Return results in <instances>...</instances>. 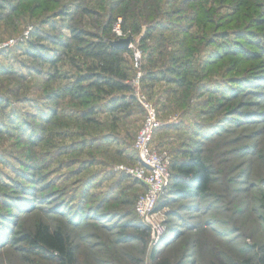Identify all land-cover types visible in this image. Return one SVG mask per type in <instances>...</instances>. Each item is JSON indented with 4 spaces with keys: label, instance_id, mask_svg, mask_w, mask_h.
I'll use <instances>...</instances> for the list:
<instances>
[{
    "label": "rangeland",
    "instance_id": "374dc122",
    "mask_svg": "<svg viewBox=\"0 0 264 264\" xmlns=\"http://www.w3.org/2000/svg\"><path fill=\"white\" fill-rule=\"evenodd\" d=\"M72 29L130 38L132 92L110 95L127 109L65 91L91 62ZM142 97L160 122L152 148L209 171L204 192L165 191L154 234L135 213L144 186L119 169L138 164ZM40 224L64 234L74 264L252 258L264 244V0H0V264H58L26 250Z\"/></svg>",
    "mask_w": 264,
    "mask_h": 264
},
{
    "label": "trees",
    "instance_id": "16d2710c",
    "mask_svg": "<svg viewBox=\"0 0 264 264\" xmlns=\"http://www.w3.org/2000/svg\"><path fill=\"white\" fill-rule=\"evenodd\" d=\"M82 33L85 34V32L72 29L71 37L78 43H82L78 46L77 51L91 62L87 66L85 74L78 77L77 84L68 89L66 88L65 91L81 96L88 95L89 89L92 88L103 95L108 94L107 110L123 111L127 109L129 103L125 100L124 95L115 98L110 95L116 92H132L129 83L130 75L122 66L124 62L123 55L128 53V48L115 47L111 44L112 39L106 37L88 41L81 36ZM28 48L26 49L32 57L43 59L48 63L52 61L42 55L38 47L33 46V44H30ZM55 61L58 60L55 59ZM147 78L156 79L153 75ZM83 81H88V84L84 86L81 84ZM132 99L136 102L134 96H132ZM169 169L171 177L166 190L173 194L201 193L209 185L208 168L195 155L173 160ZM134 181L137 185H142L137 180L134 179ZM160 207H162V203L157 205L156 209H160ZM141 226L145 231H148L147 224L142 222ZM22 239L29 244L26 250L34 255L58 264H74L73 251L68 248L67 239L60 230H51L47 225L40 224L32 233L25 234ZM258 249L252 258L243 259L240 262H221L220 264H264V244H261Z\"/></svg>",
    "mask_w": 264,
    "mask_h": 264
},
{
    "label": "built area",
    "instance_id": "2783aa9c",
    "mask_svg": "<svg viewBox=\"0 0 264 264\" xmlns=\"http://www.w3.org/2000/svg\"><path fill=\"white\" fill-rule=\"evenodd\" d=\"M119 34V24L116 28ZM15 41L9 40L4 45H11ZM134 67L139 69L140 61L138 55L134 56ZM139 77L134 78L133 83H138ZM144 111V121L137 133L133 144L138 157V164L135 166H119V169L129 174L144 186V191L140 193L135 200V212L137 216L145 222L150 228L152 234L160 232L163 227L160 226L157 213V203L165 193L170 183V159L165 152L159 153L151 146L153 132L159 127L160 122L154 106L147 101L138 98Z\"/></svg>",
    "mask_w": 264,
    "mask_h": 264
},
{
    "label": "water",
    "instance_id": "95a60500",
    "mask_svg": "<svg viewBox=\"0 0 264 264\" xmlns=\"http://www.w3.org/2000/svg\"><path fill=\"white\" fill-rule=\"evenodd\" d=\"M129 43H130L129 37L119 38L111 42L113 46L118 47V48H128Z\"/></svg>",
    "mask_w": 264,
    "mask_h": 264
}]
</instances>
